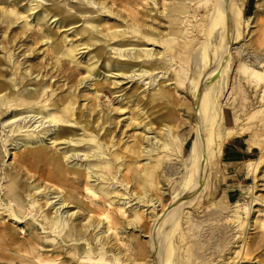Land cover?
<instances>
[{"label": "bare ground", "instance_id": "1", "mask_svg": "<svg viewBox=\"0 0 264 264\" xmlns=\"http://www.w3.org/2000/svg\"><path fill=\"white\" fill-rule=\"evenodd\" d=\"M49 1L51 0H44L45 4ZM122 1L111 0L113 4H121ZM124 1L132 6L141 5V10L154 8L150 9V15L146 12L143 14L146 19L150 18V23L144 19L140 20L143 15L139 16L137 10L126 9L123 19L126 24L120 27L114 22L108 28V35L104 34V48L107 49L104 77L99 79L90 66L91 63L86 65L85 77H81L76 83V80L74 81L75 84L69 87L66 98L60 101L58 108L53 102L54 91L50 85L44 84L49 74L40 70V63L34 64L32 61L41 55L51 54L59 60L64 59L62 62L67 60L79 69L82 63L73 59L75 53L64 50L63 46H59L58 42L42 29L38 28L36 38H31L29 30L34 31L38 24L36 22L32 26L31 22L25 21L26 26L21 34L17 32L18 34L8 42L11 46L5 48L8 55L0 57L8 59L14 68L16 66L11 76L9 70H0V118L9 113L6 119L0 120L1 133L5 135L0 141V147L4 148L3 153L8 157L4 168H0V209L7 212L5 216L8 218L0 222V231L14 230L13 223H27V220L31 219L33 223H27V231L36 233L37 230H42L44 234H52L70 249L71 256L69 254L70 257H67L68 253L65 252L60 264L175 263L173 236L181 222L177 214L184 205L189 207L193 203V200L186 202L185 198L191 194V190L196 189L194 192L197 193V198L194 203L199 201L202 187L206 183L207 169L219 158L222 147L228 140L236 136H247L248 148L256 147V128L248 127L239 114L230 112L229 116H226L219 104V99L227 87V73L233 59L231 46H234L232 49L237 56L240 77L242 75L248 83L262 92L260 102L261 99L264 100V49L255 48L251 39L245 40L248 34L245 36L241 29L243 20L241 9L237 6L238 0ZM210 1L212 4L206 19L203 16L196 19L200 15L197 8L203 9V5ZM28 3L22 5L26 12L32 11L35 6L34 0ZM103 3L102 5L106 2ZM4 8L2 10L7 16L18 15V11L9 9L7 12ZM107 10L114 12L111 8ZM79 12L80 18L84 17L83 22L89 25V28L95 31L99 29L86 17L91 12ZM193 19L196 23L190 25ZM5 20L11 21L8 17ZM194 33L203 35V40L199 41L200 48L198 47L196 52L192 51L195 53H192L190 60V66L193 63L195 70V76H192L187 60L182 63L180 61L178 70L172 68L177 51L174 54L169 51L178 37L191 45L190 43L195 41ZM39 35L41 37H38ZM210 42L213 45L207 46ZM18 44L20 45L17 47ZM155 45L161 47L158 46L159 49L156 50ZM19 49L17 59H23L15 61L14 52ZM186 52L184 50L182 54ZM119 59L124 60L122 63L125 66H118ZM59 60L56 61L55 71L57 65H60ZM73 70L76 71L74 68ZM34 71L36 74L33 76ZM117 77H122L123 80L137 77L136 82L140 81V84L129 93L124 90L115 91L118 85ZM72 78L73 76L70 80ZM189 79H192L190 83ZM108 81L110 85L106 88L115 101L111 103V107L104 110L99 103V96ZM181 86L187 90L189 97L192 96L195 111L200 118L197 117L199 120L191 131L179 136L176 131L179 127L174 124L178 120L175 121L178 107L175 93ZM81 91L84 92L82 95L87 94L91 98L84 97L81 100ZM86 100V104H81ZM90 102L92 103L88 106ZM156 107L159 109L155 110ZM19 108L21 110L16 111ZM22 109H25V112ZM254 114H264V110H257ZM28 123L31 125L27 127ZM32 125L34 126L31 127ZM68 125L76 129V132H82L81 139L73 136L69 138L68 130L64 127ZM122 125L125 127V135L129 129L135 133L131 134V137L125 136L126 139L120 145L122 140L118 141L117 133ZM190 138L191 143L184 153ZM47 145H51L55 149L54 152ZM58 145L66 147L59 148ZM21 151L32 160L33 167L29 171H20V168L25 166H14L15 162L12 163ZM11 159L12 162H9ZM141 163L142 167L139 166ZM257 163L249 161L246 171L253 175ZM140 169L145 176L143 182L136 173ZM160 173H163L162 177L173 188L171 207L170 204L166 207L164 197L154 184V179L159 177ZM24 174L32 176L28 179H33V187H29L30 182L24 180ZM130 184L133 185L131 193ZM120 187H123L121 191ZM252 192L253 189L248 187V193ZM42 199L45 200L44 204ZM113 206L118 210L115 211ZM144 207L152 208L150 219L144 217L148 209ZM240 207L239 201L231 203L227 220L231 221L232 227H235L238 233L243 234L247 222H242L244 213L240 211ZM246 207L248 209V206ZM126 212L131 215L127 226L136 231H143V235L137 236L120 230V218ZM26 213L28 215L24 216ZM183 216L185 215H182V220ZM4 218L1 217L0 220ZM173 218V222H170ZM8 221L12 223H5ZM181 232L176 233L180 242L186 238L183 237L184 232ZM243 239L241 238L240 242H243ZM0 253L2 261H5L8 251L1 243ZM31 263L55 264V261L36 255Z\"/></svg>", "mask_w": 264, "mask_h": 264}, {"label": "rangeland", "instance_id": "2", "mask_svg": "<svg viewBox=\"0 0 264 264\" xmlns=\"http://www.w3.org/2000/svg\"><path fill=\"white\" fill-rule=\"evenodd\" d=\"M12 1H14V2H12ZM24 1H26V2H24ZM28 1H30V0H19V1L18 0L17 1L16 0H0V10H1V13H0V33L3 32L2 34H0V57H2V55H5V56L8 55V53H6V51H5L6 50L5 48H9L11 46L8 42H10V40L13 36H16L18 33L21 34L22 30L26 26L25 21L31 22L32 26L36 22L38 24L37 25L38 27L35 28L36 30L35 29H34V31H31L33 29L29 30V34L32 35L31 38H33V37L36 38V36H37L36 33H39L38 30L42 29L45 31V33H48L56 42H58L59 46H63L64 50H66V51L71 50L73 53H75L76 56L73 59L80 62V64L82 63L81 64L82 66L79 69L73 67V65L70 62H68L67 60H65L67 63L65 61H63L65 63L62 64L63 63L62 60H64V59L60 58V60H59L55 56L48 54L49 52L47 53L48 55H46V54L41 55L40 54L41 56L35 58L32 61L34 64L40 63V68H41L40 70L45 71V73L49 74V77H47L44 80L46 82V83L44 82V84L50 85L52 90L54 91L55 94H54L53 102H54L56 108H58L61 105L60 101L64 98H66V96L69 92V87H73V85L79 79H81V77H83V78L85 77V75H86L85 66L86 65L91 63L90 66L93 67L95 75L99 79H102L104 77L103 72L106 70V64H107V55H106L107 49L104 48V42H106V36L109 33L108 28L114 22H117L118 26H120V27H121V25L124 26L126 24V21H123V19L126 16L125 10L126 9L137 10L139 13V16L145 14V12L147 14H149L151 12V10H154V8H150L151 9L150 10L148 7H147L148 9H146V10H141L142 6L140 5V2H139L140 6H132L129 3H125L124 0L122 1L121 4L120 3L113 4L111 2V0H103V1L102 0H78V1L77 0H51L47 4H45L46 2H44V0H34V4H35L34 9L32 11L29 10L28 12H26V9H22V7H23L22 5L27 4ZM38 1H40L41 3ZM81 2H83L85 5L82 4ZM103 2L107 5H105ZM102 3L107 7L105 8V6L102 5ZM211 4H212V2L210 1L209 3L203 5V9H202V7L197 8L198 14H200V15H198L196 19H198L201 16H203L204 19H206V15H207V12L209 11V7ZM206 5L208 7H206ZM4 6L6 8H4ZM237 6H239V8L241 9V12H242V20L243 21L241 23V29H242L243 33L245 34V36L248 34V36L245 38V40L251 39L253 41L252 44L254 43L253 45L256 46L255 48L264 49V26H262V25H264V0H238ZM98 7L102 12L100 10H98ZM3 8L6 9L5 11H7V12L9 11V9L16 10V11H18V15L16 17H14V15L7 16L2 10ZM107 8H111V10L112 11L114 10L115 13L114 12L110 13L107 10ZM105 10L107 13L105 12ZM79 11L91 12L86 17H88L90 20H92L99 27V29L97 31H95L91 27L89 28V25H87L83 22L84 17L80 18V16H79L80 12ZM22 12H23V14H22ZM100 12L102 14H100ZM42 14L44 16H42ZM152 14H151V16H152ZM112 15H113V17H112ZM122 15H123V17H122ZM7 17L10 18L11 21L8 22L7 20H5ZM26 17H28V18H26ZM139 19L140 20L144 19V21H146L147 23L148 22L150 23V18L146 19L144 17V15H143V18H139ZM162 20H165V19H162ZM5 21H7V22L5 23ZM199 22L202 23V21H199ZM195 23L196 22L194 20L193 22L190 23V25H193ZM160 24H162V23H160ZM194 34H192V35L194 36ZM200 35L201 34L196 35V37H193V40H195L197 42H199V41L202 42L203 35H201V36ZM28 37L30 38L29 35H28ZM38 37H41V35H39ZM3 39H5V40H3ZM200 39H202V40H200ZM195 41H193L192 43H190L191 45H189V44H186L183 41V39L180 37H178L174 40V47L171 49V51H169V53L171 52V54H174L177 51L176 52L177 58L173 59L174 61H173L172 68H175L176 70H178L181 63L183 61L187 60V62H189L188 67H189V69L192 70L191 74H192V76H195L194 64L192 63L190 66V60L192 58L191 57L192 53H193V55H195L194 52H196L200 48L199 45L201 44V42L196 43ZM176 42H179V43H176ZM181 42H182V44H181ZM6 43H7V45H6ZM97 43H98V45H97ZM80 44H83V45H80ZM177 44L180 45L181 47L178 46ZM19 45L20 44H18L17 47ZM192 45L194 46V48L196 50L193 48ZM208 45L212 46L213 43L210 42L209 44H207V46ZM259 45H260V47H259ZM158 46L161 47V45H155L156 50L159 49ZM183 46H185L186 48H183ZM233 47L234 46L230 47V53H231V56L233 57V59L231 62L229 73H227V87L225 88V92H223L221 99H219V104L221 106V110L224 111V114L226 116H229L230 112L231 113L234 112V114L235 113L239 114L241 116V119H244L243 122H247L246 124L248 127L256 128V130L258 132V137H257V139L254 140L255 141L254 143H256L255 144L256 147L253 148V149H255L256 154L253 156L254 159L251 160V161L258 162L257 166H256V170H255V173H253V175L249 174L247 171V173L249 175H251V179L248 181V185L243 188V192L241 193L239 199L236 200V201L240 202V206H241L240 211L242 213H244L242 216L243 217L242 222H243V224L246 222L247 223H246V226H244L245 227L244 233L240 234L235 230L236 229L235 227H232L233 224L230 223L231 221L229 222L227 220L229 218L228 213L231 209L230 204L235 202V201L227 202L225 199V190H224V187L222 185V176H221V170H220L219 158H218L207 169L208 170L207 171V177L208 176L209 177L205 178L206 183L202 187V189H203L201 191L202 195L199 193L200 194L199 195V197H200L199 201L194 203L196 198H197L196 197L197 193L194 192L196 189L191 190L190 191L191 194L188 197H186L187 199L185 198V200H187L186 202L193 200V203L190 204L189 207H186V205H184L180 209V211L178 213L179 215L177 214V216L180 218V221L182 223L180 222L177 225L176 231L178 230V232L175 231V234L173 236L174 239L172 238L174 240L173 252H175V253L172 252L174 254V255L173 254L172 255L175 256L174 257L175 263H173V264H264V130H262V129H264V126H262V125H264V114H258V115L254 114V112L257 110H264V106H262V105H264V100L261 99V102H260L262 92H259V90L254 88L252 84L248 83L246 81V79L243 78L242 75H241L242 78L240 77L241 73H239V71H238L239 65L237 64L238 63L237 56L235 54V51L232 49ZM1 49H2V51H1ZM88 49H90V50H88ZM183 49L185 50V52L187 50V52L184 53L186 55L182 54V52L184 51ZM3 50H4V52H3ZM192 51H194V52H192ZM19 52H20V49L16 50L14 52V54L16 55L15 61L16 60L21 61L23 59V57H19V59H17L18 58L17 56H19L17 53H19ZM180 54H181V56H180ZM94 58L96 59V61ZM57 59L60 62V65H57V71L59 70V72L55 71V68H54L56 65V61H58ZM0 60H1L0 70H2V71H6V69H7V71L9 70L8 73L11 76L12 72L15 71L16 66L14 68V66H12V63H10L8 61V59H4V58L1 59L0 58ZM123 61H122V59L121 60L119 59L117 61L119 67L125 66L122 63ZM180 61H181V63H180ZM52 63L54 64V66ZM184 64H186V63H184ZM68 65H69V67H68ZM111 66H114V65H111ZM73 68L76 71H74ZM52 69L54 70V73H53ZM64 72H66V73L64 74ZM59 73H60V75H59ZM35 74H36V71L33 72V76ZM177 74H178V72H177ZM55 76L57 78H55ZM71 76H73V78L70 80ZM51 77H52V79H50ZM67 77H68V79H67ZM134 79H131V80L136 82L137 77H135ZM52 80H54V81H52ZM131 80H123L122 77H117L116 82H118L117 83L118 85H117V89L115 91L124 90V91H127L129 93L132 90V88H134V87L138 86V84H140L139 83L140 81L134 83ZM191 80L192 79H189L188 82ZM70 81H72V83H69ZM74 81H75V83H74ZM29 83L33 84L34 82H29ZM70 84H72V85H70ZM109 85H110V81H108L105 84V87L101 90L102 92L100 93V96H99V103L101 105V108L104 110L108 107H111V103L113 101H115L112 98V94L110 93V91L107 90ZM63 86H65V87H63ZM128 87H129V89H128ZM61 88H63V89H61ZM179 89L180 90L175 93V96L177 97L176 101L178 102V107H176V109H177L175 112L176 118L175 117L174 118H175V121L177 119L178 120L174 124H175V126L179 127L176 131H177L178 135L180 136V135L186 134L189 131H191L193 125L196 124V122L199 120L200 117L198 116V114L195 111L194 103L192 102L193 101L192 96L189 97L190 95L188 94L187 90L185 91L184 86L183 87L181 86ZM190 92L192 93V90H190ZM82 93H84V92L81 91V93L79 94L80 97H81ZM89 96L90 95H87V94L84 96V94H83L81 97V100L84 97H87L88 99H90L91 96L90 97ZM200 98H202V96ZM191 102L193 103L192 106H191V104H192ZM86 103H87V100L82 102L81 104H86ZM91 103L92 102L88 103V106H90ZM195 103H197V101ZM158 109H159V107L155 108V110H158ZM18 110H21V109L19 108L16 111H18ZM22 111L25 112V109H22ZM8 115H9V113H5L4 116L2 118H0V120L6 119V117ZM197 117H199V118H197ZM31 122H33V121H31ZM30 125H31V123H28L26 126L28 127ZM33 126L34 125H32L31 127H33ZM64 127H66L68 130L69 138L71 136H73L76 139H81V134H82L81 131L77 130V132H76L75 131L76 129L71 128L69 125L64 126ZM124 128H125L124 125H122L121 128L118 129L119 131L117 133L118 141L122 140V142H120V145H121V143L123 144V141L126 139V137H131L135 133L129 129L127 131V134L125 135L123 133ZM1 130H2V128L0 126V137H1L0 141L5 136L4 133H1ZM128 135H130V136H128ZM193 137H194V135L192 134L191 138H193ZM243 137L247 138V136H243ZM191 138L187 141V143L185 145L184 153H186V151H187V149L191 143V140H192ZM47 146L49 147V149H51L54 152L55 149L52 148L51 145H47ZM58 147L64 148L66 146L65 145H60V146L58 145ZM58 147H56V149ZM52 151H50V152H52ZM0 152H1L0 153L1 154L0 168H4V166H5L4 163L8 160V157L7 158L5 157V155L3 153L4 152L3 147H0ZM9 162H12V159L9 160ZM14 162H15V164H13L14 166H17L16 164L21 165V166H23V165L25 166V168H20V171H21V169L22 170L26 169L29 171V169H31L33 167L32 160L30 159V157L26 153H22V151L17 154V157L15 158V160L12 163H14ZM142 163L139 166L143 165ZM246 166L247 165H245V167ZM141 170L142 169H140L136 173H138L140 175L142 182H143L145 180V178H144L145 176L143 175V171H141ZM25 173H27V172H25ZM24 175H25V176H23V177H25L24 180L27 181L28 183L30 182L29 187H33L35 184L32 181L33 179L32 178L28 179L29 177H32V176L26 175V174H24ZM162 176H163V173H160V176L157 177L156 179H154L155 180L154 184L157 187V189L159 190L158 192L164 197V202H165V205L167 207L171 202V197H173L172 196L173 195L172 194L173 188L170 185V183H168L166 181V179H164ZM131 185L132 184L129 185L130 186V193L133 190V185L132 186ZM148 187H151V186H148ZM248 187L253 189L252 194L248 193ZM122 188L120 187V191ZM33 192H35V191H33ZM132 199H133V197H132ZM44 201L45 200L42 199V201H41L42 204H44ZM87 201L89 203V199ZM133 203H135V201ZM171 205L172 204H170L169 207H171ZM116 206H118V204H116ZM246 206H248V209ZM112 208L113 209L116 208L115 211L118 210L117 207L113 206ZM144 208L147 209L148 207H144ZM145 209H142V210H145ZM138 211H139V209L137 210V212ZM151 212H152V208L150 207L147 209V212L144 213V217L150 219L151 217L149 215H151ZM129 213L130 212H126L125 214H123V216H121V218H120V224H121L120 230L124 231L128 234H137V236L143 235V233H144L143 231H141V232L139 230L136 231L135 229L127 226L128 220L131 219V215ZM6 214H7V212L5 210L0 209V218L5 217L4 219H1L0 222H3V220L8 219L5 216ZM27 215L28 214L26 213V215H24V216H27ZM118 215H120V214H118ZM182 215H185V217L186 216L187 217L185 218L183 216V220H182L181 219ZM188 217H189V219H188ZM174 219L175 218L171 219L170 222H173ZM5 223H12V221H8ZM27 223L31 224L33 222L31 221V219H29V220H27ZM27 223H18V224L13 223L14 230L7 229V230L0 231V243L8 251L7 256H6L7 259L6 260L4 259L5 261H2V253H0V262H1L0 264H32L31 262L36 255L40 256L42 259L50 258V259L55 261V264H60V261L63 258L65 252L68 253L66 256L67 257L69 256V254H70L69 250L70 249H68V247H65L62 244L60 238L53 237V235L49 234V233L44 234V233H42V230H37L36 233H30L29 231H27V228H26ZM187 223H188V225H187ZM182 227H184L183 230H185V231L182 230ZM0 230H1V227H0ZM180 230L182 232H184L185 234L187 233L189 235L188 236V235H185L183 233V237H186V238H185V241L183 240L182 242L179 241L178 234L176 235V233L181 232ZM120 236H122V234H120ZM46 238H47V240H46ZM154 238H152L151 241H153ZM187 238H188V240H187ZM241 238L242 239L244 238L243 242H240ZM48 239H49V242H48ZM141 240H143V238ZM45 241H46V243H45ZM240 247L242 250H240ZM241 251H243V252H241ZM240 254L241 255L243 254V255L241 256ZM70 256H71V254H70ZM82 256H84V255L82 254ZM55 257H57V258H55Z\"/></svg>", "mask_w": 264, "mask_h": 264}, {"label": "crops", "instance_id": "3", "mask_svg": "<svg viewBox=\"0 0 264 264\" xmlns=\"http://www.w3.org/2000/svg\"><path fill=\"white\" fill-rule=\"evenodd\" d=\"M253 148H248L246 138L243 136L233 137L222 147L219 166L227 202L238 200L243 188L251 179L245 165L254 159L256 153Z\"/></svg>", "mask_w": 264, "mask_h": 264}]
</instances>
